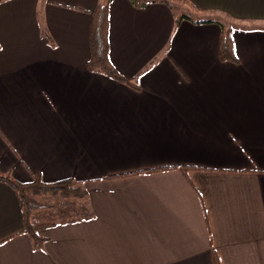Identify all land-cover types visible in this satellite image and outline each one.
<instances>
[{
    "label": "crops",
    "instance_id": "crops-1",
    "mask_svg": "<svg viewBox=\"0 0 264 264\" xmlns=\"http://www.w3.org/2000/svg\"><path fill=\"white\" fill-rule=\"evenodd\" d=\"M168 1L111 2L133 85L86 68L101 0L0 1V173L88 192L47 206L35 246L0 182V264H264V0Z\"/></svg>",
    "mask_w": 264,
    "mask_h": 264
},
{
    "label": "trees",
    "instance_id": "trees-1",
    "mask_svg": "<svg viewBox=\"0 0 264 264\" xmlns=\"http://www.w3.org/2000/svg\"><path fill=\"white\" fill-rule=\"evenodd\" d=\"M5 1V0H0ZM113 0H105L99 3L91 13L90 22V58L86 63V68L90 72L103 74L118 82L133 85L127 78L123 77L115 68L110 59V5ZM140 7L151 2L161 1L169 6L172 4L168 0H132ZM190 8L194 13H202L203 10L195 6L189 0H173ZM40 18L41 38L47 39L52 47L55 42L48 31L43 19V12H38ZM195 20L191 16L183 15L181 19ZM1 49V46H0ZM219 57L222 62H238L235 52V43L232 29L223 27ZM196 167H181L180 170L187 178L190 170ZM0 182L7 184L17 195L24 217L23 233L28 235L35 246L42 244L45 239L41 237L40 231L44 228L58 224L56 219L47 216L44 211L47 207L42 206L41 197L43 195L62 194L71 201H84L88 199V192L73 179L56 183L45 182L40 175L27 183L16 180L10 174L0 173Z\"/></svg>",
    "mask_w": 264,
    "mask_h": 264
},
{
    "label": "rangeland",
    "instance_id": "rangeland-1",
    "mask_svg": "<svg viewBox=\"0 0 264 264\" xmlns=\"http://www.w3.org/2000/svg\"><path fill=\"white\" fill-rule=\"evenodd\" d=\"M102 2H104L105 0H101ZM172 3H174L175 5V11L177 12V13H186V12H188V13H190L191 11H190V8H188L187 6H184V5H182L181 3H178V2H173V0H170ZM204 13V12H203ZM200 14H202V13H200ZM203 15H205V14H203ZM200 16H202V15H200ZM202 17H205V18H207V17H209L208 15L206 16H202ZM52 197H53V201H52V203H51V201H48V198H45L44 200H43V196L41 197V200H42V206H45V207H47L48 205H55V204H57V201H61V200H64V199H67L64 195H62L61 193L60 194H57V195H55V194H53L52 195ZM46 211H47V209H45Z\"/></svg>",
    "mask_w": 264,
    "mask_h": 264
}]
</instances>
